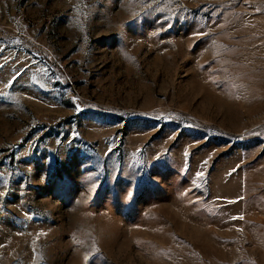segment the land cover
<instances>
[{"label": "rangeland", "instance_id": "obj_1", "mask_svg": "<svg viewBox=\"0 0 264 264\" xmlns=\"http://www.w3.org/2000/svg\"><path fill=\"white\" fill-rule=\"evenodd\" d=\"M0 264H264V0H0Z\"/></svg>", "mask_w": 264, "mask_h": 264}, {"label": "snow or ice", "instance_id": "obj_2", "mask_svg": "<svg viewBox=\"0 0 264 264\" xmlns=\"http://www.w3.org/2000/svg\"><path fill=\"white\" fill-rule=\"evenodd\" d=\"M186 155H187V153H185ZM205 163H207L206 161H205Z\"/></svg>", "mask_w": 264, "mask_h": 264}]
</instances>
